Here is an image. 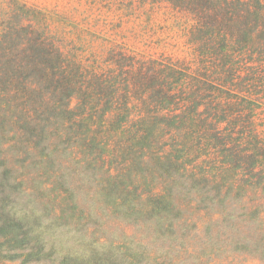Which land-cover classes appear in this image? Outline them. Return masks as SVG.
<instances>
[{
  "label": "trees",
  "instance_id": "obj_1",
  "mask_svg": "<svg viewBox=\"0 0 264 264\" xmlns=\"http://www.w3.org/2000/svg\"><path fill=\"white\" fill-rule=\"evenodd\" d=\"M140 3L182 22L192 59L134 46L78 8L0 0V152L11 148L13 161L51 171L58 184L56 165L102 171L105 205L134 221L173 229L184 207L254 220L247 238L264 260V0ZM56 190L61 214L83 226L73 191ZM36 226L1 199L0 264L51 256ZM117 248L58 264L141 263L143 251Z\"/></svg>",
  "mask_w": 264,
  "mask_h": 264
},
{
  "label": "rangeland",
  "instance_id": "obj_2",
  "mask_svg": "<svg viewBox=\"0 0 264 264\" xmlns=\"http://www.w3.org/2000/svg\"><path fill=\"white\" fill-rule=\"evenodd\" d=\"M33 1L62 11L78 8L90 20L100 17L101 24L126 36L134 46L149 50L155 47L151 49L156 51L155 55L164 51L173 58H193L182 22L164 6L143 5L140 0H95L94 4L90 0ZM5 152L9 153V166L1 164ZM13 157L18 156L12 154L11 148L0 152V180L5 178V183L9 184L3 186L6 196L0 195V201L5 199V205L15 217L29 223L39 222L34 232L39 234L45 251H52L51 256L40 262L26 264H58L65 255L88 257L96 252L103 256L110 247L111 253L116 255L119 253L117 245L127 247L135 257H140L143 251L140 264H264L247 238L249 233L255 232L254 220L206 214L184 207L182 218L175 220L173 229L164 225L165 220L134 221L124 207L115 206L112 212L111 207L105 205L104 193L99 189L104 183L102 171L93 175L91 170L79 168L73 173L70 165L62 168L56 165L62 174L58 184L51 171L17 163ZM6 166L11 170L7 172ZM62 184L73 191L77 204L73 214L82 218L83 226L68 212L61 214L57 203L62 201L59 200L62 195L56 189ZM56 197H59L57 201ZM178 200L182 202L183 198L180 196ZM70 203L63 201L64 205ZM64 221L66 224L62 225ZM169 230L173 233L169 234ZM92 238L93 242H87ZM2 264L21 263L14 260Z\"/></svg>",
  "mask_w": 264,
  "mask_h": 264
}]
</instances>
